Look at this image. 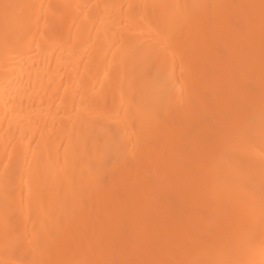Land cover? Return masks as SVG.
Returning <instances> with one entry per match:
<instances>
[{"label":"bare ground","instance_id":"bare-ground-1","mask_svg":"<svg viewBox=\"0 0 264 264\" xmlns=\"http://www.w3.org/2000/svg\"><path fill=\"white\" fill-rule=\"evenodd\" d=\"M0 264H264V0H0Z\"/></svg>","mask_w":264,"mask_h":264},{"label":"rangeland","instance_id":"rangeland-1","mask_svg":"<svg viewBox=\"0 0 264 264\" xmlns=\"http://www.w3.org/2000/svg\"><path fill=\"white\" fill-rule=\"evenodd\" d=\"M49 108L52 109V107H49ZM202 115H203V114H202ZM205 115H206V114H205ZM117 125H118V124H117ZM118 132H119V131H118ZM209 141H210V139H209ZM247 190H248V194L250 193L249 195H252V189L248 187Z\"/></svg>","mask_w":264,"mask_h":264}]
</instances>
